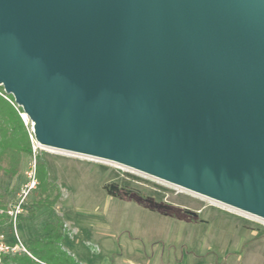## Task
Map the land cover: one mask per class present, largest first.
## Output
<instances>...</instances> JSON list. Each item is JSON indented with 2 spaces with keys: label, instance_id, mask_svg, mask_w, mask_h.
Segmentation results:
<instances>
[{
  "label": "water",
  "instance_id": "obj_1",
  "mask_svg": "<svg viewBox=\"0 0 264 264\" xmlns=\"http://www.w3.org/2000/svg\"><path fill=\"white\" fill-rule=\"evenodd\" d=\"M0 85L41 146L264 219V0H0Z\"/></svg>",
  "mask_w": 264,
  "mask_h": 264
},
{
  "label": "rangeland",
  "instance_id": "obj_2",
  "mask_svg": "<svg viewBox=\"0 0 264 264\" xmlns=\"http://www.w3.org/2000/svg\"><path fill=\"white\" fill-rule=\"evenodd\" d=\"M21 116L32 133L31 120ZM31 146L19 174L0 179L11 210L6 211L11 226L4 233L13 234L12 239L36 238L61 217L64 247L81 264H264V219L109 160L41 146L33 139ZM39 166L60 195L53 207L33 214ZM32 180L35 186L25 195L22 190ZM111 184L178 205L182 216L113 196L105 189Z\"/></svg>",
  "mask_w": 264,
  "mask_h": 264
},
{
  "label": "trees",
  "instance_id": "obj_3",
  "mask_svg": "<svg viewBox=\"0 0 264 264\" xmlns=\"http://www.w3.org/2000/svg\"><path fill=\"white\" fill-rule=\"evenodd\" d=\"M21 113H24L23 108L15 102L14 96L7 94L0 85V179H12L17 176L24 157L32 154L30 132ZM40 166L38 171L40 194L32 201L33 214L43 207H53L60 195L58 188L47 177V171ZM135 199L146 204L139 197ZM9 206L0 184V230L3 232L9 228L7 226H11V217L6 212ZM176 213L182 216L181 212ZM21 215V213L17 215L19 221ZM5 235L8 243L13 245L17 242L16 239H12L13 234L11 237L7 233ZM65 242L63 222L61 217H58L45 225L44 234L23 241L31 255L24 251L2 253L0 264H81V261L75 259L64 247Z\"/></svg>",
  "mask_w": 264,
  "mask_h": 264
},
{
  "label": "flooded vegetation",
  "instance_id": "obj_4",
  "mask_svg": "<svg viewBox=\"0 0 264 264\" xmlns=\"http://www.w3.org/2000/svg\"><path fill=\"white\" fill-rule=\"evenodd\" d=\"M110 186V185H109ZM119 187V191H117L115 196L118 197H129V198H140L141 200H144L146 202V205L152 209V210H158L163 211L165 214H170L172 212H182L183 209H178L180 206L174 205V204H164L159 203L158 201H155L151 198L144 197L143 195H138L135 191H132L131 189H127L124 186L117 185ZM137 201V200H136ZM186 212V211H185ZM193 217H197V214H192Z\"/></svg>",
  "mask_w": 264,
  "mask_h": 264
},
{
  "label": "built area",
  "instance_id": "obj_5",
  "mask_svg": "<svg viewBox=\"0 0 264 264\" xmlns=\"http://www.w3.org/2000/svg\"><path fill=\"white\" fill-rule=\"evenodd\" d=\"M26 118V117H25ZM27 119V118H26ZM30 138L31 140L33 139L36 143L37 140L34 136V133H33V130H32V133H30ZM39 144V143H38ZM40 145V144H39ZM34 174L33 171H31V173L29 174V176L31 177L32 175ZM35 186V181L32 180L30 182V184L27 185V189H23L22 192L26 195L28 194V192ZM11 207H14V205H11ZM18 209L16 210V214L22 212L21 210V204L18 205ZM9 213L11 214V210L9 209ZM16 218H17V215H16ZM15 218V219H16ZM16 251H24L26 253H28L29 255H31V253L27 250L26 246L24 245L23 242L21 241H17L15 244H10L7 242L6 240V235L3 231L0 230V257H1V254L2 253H9V252H16Z\"/></svg>",
  "mask_w": 264,
  "mask_h": 264
},
{
  "label": "bare ground",
  "instance_id": "obj_6",
  "mask_svg": "<svg viewBox=\"0 0 264 264\" xmlns=\"http://www.w3.org/2000/svg\"><path fill=\"white\" fill-rule=\"evenodd\" d=\"M110 161V160H109ZM111 162H114V161H111ZM114 163H117V162H114ZM117 164H119V165H123V164H120V163H117ZM124 166H126V167H129V168H131V169H134V168H132V167H130V166H127V165H124ZM134 170H136V169H134ZM136 171H139V170H136ZM139 172H142V171H139ZM142 173H145V172H142ZM145 174H148V173H145ZM148 175H150V174H148ZM151 176H153V175H151ZM153 177H155V176H153ZM156 178H158V179H161V178H159V177H156ZM161 180H163V181H165L164 179H161ZM167 183H170V182H168V181H166ZM170 184H173V183H170ZM173 185H175V186H178V187H181V188H183V189H186V188H184V187H182V186H179V185H176V184H173ZM186 190H188V191H191V192H194V191H192V190H189V189H186ZM194 193H197V192H194ZM197 194H199V193H197ZM199 195H201V194H199ZM202 196H204V195H202ZM205 197H207V196H205ZM209 199H212V198H210V197H208ZM214 200V199H213ZM215 201H217V200H215ZM218 202H220V201H218ZM220 203H222V202H220ZM227 205V204H226ZM228 206H230V205H228ZM231 207H233V206H231ZM234 208H237V207H234ZM238 209V208H237ZM246 212V211H245ZM250 214H252V213H250ZM254 215V214H253ZM256 216V215H255ZM263 219V218H262Z\"/></svg>",
  "mask_w": 264,
  "mask_h": 264
}]
</instances>
